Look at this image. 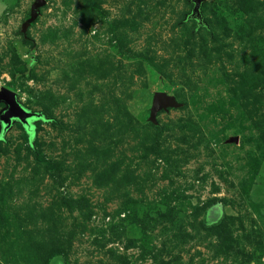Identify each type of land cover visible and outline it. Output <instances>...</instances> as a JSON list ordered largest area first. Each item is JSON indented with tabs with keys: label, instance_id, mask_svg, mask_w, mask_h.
I'll list each match as a JSON object with an SVG mask.
<instances>
[{
	"label": "rangeland",
	"instance_id": "374dc122",
	"mask_svg": "<svg viewBox=\"0 0 264 264\" xmlns=\"http://www.w3.org/2000/svg\"><path fill=\"white\" fill-rule=\"evenodd\" d=\"M37 1L0 0L39 115L0 121V264H264V0Z\"/></svg>",
	"mask_w": 264,
	"mask_h": 264
},
{
	"label": "water",
	"instance_id": "95a60500",
	"mask_svg": "<svg viewBox=\"0 0 264 264\" xmlns=\"http://www.w3.org/2000/svg\"><path fill=\"white\" fill-rule=\"evenodd\" d=\"M202 2L203 0H194V9L190 16V18L198 21L199 26L203 25L200 14V6ZM43 3V0H38L34 4L32 10L34 14H38L36 7ZM0 102L5 103L7 106L6 110H4L0 116V121L3 125V128L9 127L14 120H18L28 127V125L32 124V122L39 116L38 114L32 113L29 110L23 108V106L18 101L17 95L8 89L3 88L0 91ZM170 104H173V100L169 96H167L165 93H158L155 98V104L152 108V113L155 114ZM31 130V132H34L35 128Z\"/></svg>",
	"mask_w": 264,
	"mask_h": 264
},
{
	"label": "trees",
	"instance_id": "16d2710c",
	"mask_svg": "<svg viewBox=\"0 0 264 264\" xmlns=\"http://www.w3.org/2000/svg\"><path fill=\"white\" fill-rule=\"evenodd\" d=\"M22 125L28 132H31L32 131L31 129L35 128V126L33 124H29L28 127H26V125H24V124H22Z\"/></svg>",
	"mask_w": 264,
	"mask_h": 264
}]
</instances>
